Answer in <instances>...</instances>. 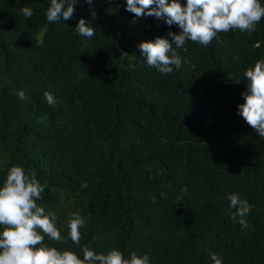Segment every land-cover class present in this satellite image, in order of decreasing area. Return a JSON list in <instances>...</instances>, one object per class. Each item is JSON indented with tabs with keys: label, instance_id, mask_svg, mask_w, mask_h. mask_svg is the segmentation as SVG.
<instances>
[{
	"label": "trees",
	"instance_id": "trees-1",
	"mask_svg": "<svg viewBox=\"0 0 264 264\" xmlns=\"http://www.w3.org/2000/svg\"><path fill=\"white\" fill-rule=\"evenodd\" d=\"M0 264H264V0H0Z\"/></svg>",
	"mask_w": 264,
	"mask_h": 264
}]
</instances>
